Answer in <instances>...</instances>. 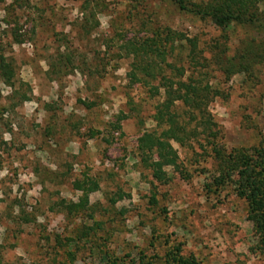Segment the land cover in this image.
Masks as SVG:
<instances>
[{"label": "rangeland", "instance_id": "1", "mask_svg": "<svg viewBox=\"0 0 264 264\" xmlns=\"http://www.w3.org/2000/svg\"><path fill=\"white\" fill-rule=\"evenodd\" d=\"M259 9L263 23L264 1ZM162 27L196 39L217 131L172 144L180 174L167 169L165 184L137 143L154 130L160 98L129 81L120 50ZM0 57L12 71L11 86L0 79V264H160L172 247L199 264H264L246 203L232 184H212L211 150L225 156L264 137L263 28L223 31L169 0H0ZM86 180L84 194L73 188ZM84 195L82 209L60 206Z\"/></svg>", "mask_w": 264, "mask_h": 264}, {"label": "trees", "instance_id": "2", "mask_svg": "<svg viewBox=\"0 0 264 264\" xmlns=\"http://www.w3.org/2000/svg\"><path fill=\"white\" fill-rule=\"evenodd\" d=\"M169 1L177 11L199 20H208L223 31L231 25L255 26L264 30L259 9L264 0ZM120 50L125 57L130 58L127 73L129 81L143 83L150 98H160L151 116L154 130L140 136L137 143L140 153L144 155L142 163L150 171L152 179L165 184L169 181L167 169L180 174L172 144L184 147L198 137L207 141L215 139L217 135V131L211 129L214 125L207 112L210 99L216 95L202 80L204 74L201 70L207 68L205 60L202 52L197 50L195 38H188L166 27L154 31L149 37L124 41ZM183 50H186L183 61L186 68L180 64ZM223 54L224 51L220 52V56ZM168 58L171 59L170 63H167ZM239 58L243 59L241 56ZM216 60L215 64L220 66L221 57ZM230 62L231 59L226 61L228 68H235L237 72L246 70L241 62ZM11 78L9 64L0 57L2 83L11 86ZM152 82H156V85H151ZM177 105L184 108V112L178 114ZM211 150L220 165V173L212 181L214 188L228 183L233 185L235 196L247 205V220L259 236L261 250L264 252V137L257 147L237 150L225 156L212 145ZM89 182H75L73 188L84 194ZM85 205L86 195L84 201L78 204L60 202L67 213L82 209ZM160 264L199 263L191 256L183 257L178 247H172L164 254Z\"/></svg>", "mask_w": 264, "mask_h": 264}]
</instances>
